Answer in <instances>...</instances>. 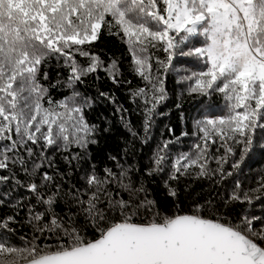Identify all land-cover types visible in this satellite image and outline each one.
Segmentation results:
<instances>
[{
  "label": "snow or ice",
  "instance_id": "obj_1",
  "mask_svg": "<svg viewBox=\"0 0 264 264\" xmlns=\"http://www.w3.org/2000/svg\"><path fill=\"white\" fill-rule=\"evenodd\" d=\"M104 33L127 46L131 71L144 82L130 92L133 102H143L145 136L168 98L166 79L178 56L194 57L200 68L177 81L187 83L189 95L224 100V114L194 121L197 142L189 151L170 157L169 145L181 137L166 140L145 170L151 177L169 168L164 187L171 206L151 198L143 180L133 178L139 169L115 156H109L115 170L105 166L101 174L91 165L81 187H65L70 173L49 156L65 153V163L79 168L99 143L101 129L86 117L94 101L77 85L90 75L99 80L100 71L121 83L119 60L106 65L92 51ZM52 60L68 76L45 86ZM57 86L71 95L54 101L50 88ZM99 96L116 104L113 94ZM116 111L139 138L125 119L128 110L116 105ZM258 130L264 132V0H0V207L10 186L35 197L23 220L30 233L17 237L19 246L10 236L17 232L11 225H21L23 202L0 218V264H264V214L251 211L264 202V174L255 177V187L238 178L254 150L264 155ZM230 177H237L231 190L208 197L191 184L179 186L181 178L221 185ZM182 194L191 199L187 209L180 207Z\"/></svg>",
  "mask_w": 264,
  "mask_h": 264
},
{
  "label": "trees",
  "instance_id": "obj_2",
  "mask_svg": "<svg viewBox=\"0 0 264 264\" xmlns=\"http://www.w3.org/2000/svg\"><path fill=\"white\" fill-rule=\"evenodd\" d=\"M92 51L100 55L106 65L110 62V58L119 60L120 69L123 74L119 85L113 84L103 71L99 72V80L90 75L85 79L83 84L77 85L78 91L94 101L93 106L86 111V117L89 123L99 125L101 131L96 136L99 143L90 146V156L79 161V168L75 166V161H73L71 167L65 163L63 160L65 153L59 151L49 152V156L54 158V163L60 172L70 173V175L65 177V187L68 184L81 187L84 184L82 177L86 172L91 171V165H95L96 171L101 174V170L105 166L115 170L114 162L109 159L110 155L115 156L120 163L126 166H134V169H139L138 172L134 173L133 178L143 180L150 190L151 198H155L160 202L166 201L171 206L172 201L165 196L166 190L164 187V181L168 178L169 168L166 166L165 172L154 174L151 177L145 174V170L151 167L154 153L158 146L162 145L166 140H174L175 137H181L179 143L169 145L170 157H174L180 152L189 151L192 145L197 142V137L194 135L197 131L194 121L201 119L203 115L224 114V100L222 96L217 94L213 95L210 100H203L202 98H197L195 95H189L186 91L187 83L181 84L177 83V81L180 76L189 74L186 70H200V68L194 57L178 56L174 59V68L169 70L166 79L168 98L158 106L156 111L160 115L154 116V123L147 136H145L143 131V102L139 98L133 102L130 92L131 89L142 87L144 82L131 71L132 61L128 54L127 46L118 37L104 33L97 42H94ZM78 59L81 60V63H85L82 58L78 57ZM46 70L49 74V80L41 81L45 86L54 84L57 79H67L68 70L58 65L55 60L51 61ZM125 81H131V84ZM99 92L113 94L116 98V104L114 105L108 99L99 96ZM50 95L54 101L61 100L65 96L71 95V89L57 86L50 88ZM177 104H180L181 107L177 108ZM116 105H122L128 110L124 114L125 119H130L131 125L138 133L139 138L133 137L125 128L124 122L120 119L121 114L116 111ZM205 105H210V109H205ZM181 113H183V118H181ZM106 120L110 122V125ZM105 128H109V131H103ZM169 129L173 131L170 133ZM183 132H187L188 135L182 136ZM256 136L257 138L264 136V132L258 130ZM144 139L147 140L146 143L143 142ZM83 155V152H81V156ZM212 166L215 167L214 164ZM241 167V173L238 174L241 184L245 188L255 187V177L259 174H264V155H261L258 149L254 150ZM45 170L53 174L55 171L54 169ZM0 174H4L2 170H0ZM17 176L25 185L29 182L28 177L18 169ZM235 178L237 177H230L221 185H215L214 181L207 179L189 181L181 178L179 186L183 189L185 185L191 184V189L194 192L200 193L202 197H208L218 191L223 192L225 188L231 190ZM57 181H59V177H57ZM4 193V187L0 186V195ZM17 201L23 202V208L17 217L21 221V225H11V227L17 229V232L15 236H10V242L19 246L22 242L17 237L30 233V228L23 224V220L26 218L29 204H35V197L26 187L19 185L10 186L7 189L6 206L0 207V218L13 214L14 209L11 205ZM180 201V207L185 209L191 203V199L186 198L183 194L180 197ZM36 210L41 211L42 208L38 205ZM57 210L59 211L60 209L58 208ZM251 211L257 215L264 214V202H255Z\"/></svg>",
  "mask_w": 264,
  "mask_h": 264
}]
</instances>
